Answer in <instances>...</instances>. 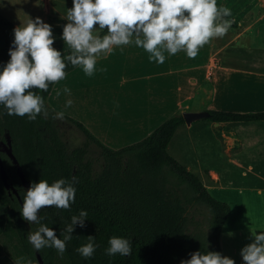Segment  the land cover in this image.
<instances>
[{
  "label": "trees",
  "instance_id": "obj_1",
  "mask_svg": "<svg viewBox=\"0 0 264 264\" xmlns=\"http://www.w3.org/2000/svg\"><path fill=\"white\" fill-rule=\"evenodd\" d=\"M14 27L0 14V63L9 59ZM78 67L69 66L67 74ZM54 85L42 93L48 106L47 117L39 115L35 121H29L26 116L9 115L0 106V140L10 134L14 155L29 186L40 179L51 183L61 177L75 184V203L69 209L54 205L42 208V223L62 238L71 216L85 209V227H75L63 255L55 248L34 249L27 239L28 232L37 230L39 225L30 224L21 216L19 200L9 195L0 176V264H13L19 256L31 264H40L38 254L44 264H179L196 250L224 254L220 237L230 206L216 199L203 180L169 151L178 128L185 125L181 113L142 141L114 150L83 123L66 115L54 118L57 111L48 102ZM208 112L210 116L205 121H264V111ZM62 120L76 126L86 137L85 143L69 144L62 132ZM2 158L8 181L23 201L26 190L17 168L5 154ZM89 235L95 236L99 246L94 256L85 260L75 249L86 243ZM113 235L131 240V255H106L104 249Z\"/></svg>",
  "mask_w": 264,
  "mask_h": 264
},
{
  "label": "crops",
  "instance_id": "obj_2",
  "mask_svg": "<svg viewBox=\"0 0 264 264\" xmlns=\"http://www.w3.org/2000/svg\"><path fill=\"white\" fill-rule=\"evenodd\" d=\"M6 2L0 0V14L15 26L43 18L53 25L54 46L67 54L59 37L72 0H40L36 8L24 10L25 16ZM220 4L232 10L227 19L233 24L224 36L211 38L195 58L184 51L165 53V62L157 64L135 45L121 46L123 50L114 46L97 59V69L106 71L97 70L90 77L78 67L57 81L48 98L50 106L83 123L114 150L140 142L178 113L264 111V0H217ZM65 86L71 89L70 96L63 92ZM67 99L72 104L65 108ZM177 134L178 155L187 156L183 161L200 163L210 193L224 191L225 183L236 184L233 179H264V121L199 120L180 126ZM242 202L250 211L244 217L247 225L253 211L264 208L263 200L257 198L255 205ZM249 237V228L225 230L224 226L220 237L224 255L242 264L240 249Z\"/></svg>",
  "mask_w": 264,
  "mask_h": 264
},
{
  "label": "clouds",
  "instance_id": "obj_3",
  "mask_svg": "<svg viewBox=\"0 0 264 264\" xmlns=\"http://www.w3.org/2000/svg\"><path fill=\"white\" fill-rule=\"evenodd\" d=\"M232 10L217 0H72L66 8V21L60 39L69 50L56 48L53 25L41 17L29 18L26 24L13 28V39L8 48L9 59L0 63V106L9 115L27 117L35 121L39 115L47 117L48 106L43 92L50 85L67 76L69 66L83 69L87 76L97 70V59L115 47L135 45L147 52L148 60L163 64L169 56L184 51L195 58L213 37L224 36L233 24ZM121 50L123 48L121 47ZM65 94L71 89L65 86ZM60 92H57V96ZM71 99L65 101L70 107ZM64 112L54 118L62 119ZM76 177L73 176V181ZM21 216L30 224H38L28 232V241L34 249L55 248L61 255L73 239L75 227H85L88 211L80 209L72 215L62 238L47 224L40 210L46 206L69 209L75 203L77 188L72 181L61 177L49 183L47 179L31 182L24 192ZM264 195V189L257 190ZM250 242L240 249L242 264H264V225L250 226ZM229 236L234 233L229 232ZM86 243L75 251L85 260L91 259L99 246L95 236L86 237ZM104 249L109 257L132 253L131 240L113 235ZM208 249V247H207ZM13 264H31L19 256ZM179 264H236L234 258L220 251H192Z\"/></svg>",
  "mask_w": 264,
  "mask_h": 264
},
{
  "label": "rangeland",
  "instance_id": "obj_4",
  "mask_svg": "<svg viewBox=\"0 0 264 264\" xmlns=\"http://www.w3.org/2000/svg\"><path fill=\"white\" fill-rule=\"evenodd\" d=\"M7 2H9L8 4H10V6H17L18 7L17 11L20 13L23 11L22 13L24 14V16L26 15V12L24 11L26 10V8H28L29 6H34L36 8V6L40 4V0H7ZM261 10L262 8H260V12ZM9 11H11L10 12L11 14L16 12V10L14 11L13 9H9ZM4 17L6 16L4 15ZM6 18L11 20L9 17ZM154 131H152V133ZM62 132L64 134L65 140L68 141V143L73 146L76 145L79 146L85 143L86 137L84 136V134L76 126H74L72 123L66 120H62ZM152 133H150L148 136H150ZM178 142H179V136L177 134L175 135L174 139L170 144L169 147L170 154L173 157H175L178 161L183 163L185 166H187L192 172L197 174L202 180H204V182H208L207 177L201 174L200 163H195L192 161H183V158L185 159L187 158V156L183 157L178 155V149H179ZM92 146L94 147V145ZM233 182H236V184L225 183L227 188L224 191H220V192L211 191L212 192L211 194L216 199L225 202L230 206V214L224 225L225 230L239 229L242 227L250 228V226L264 225V208L260 209L259 211L257 210L253 211L255 213L253 215L254 217L253 218L250 217V219H248L250 223L246 225V223H244L245 222L244 217H246L245 213L250 211L248 208L244 209V206L242 204L243 203L242 201H245L248 202L249 205H255L256 199L259 198L263 200V205H264V195L257 194L258 189H264V179H252V180L233 179Z\"/></svg>",
  "mask_w": 264,
  "mask_h": 264
},
{
  "label": "water",
  "instance_id": "obj_5",
  "mask_svg": "<svg viewBox=\"0 0 264 264\" xmlns=\"http://www.w3.org/2000/svg\"><path fill=\"white\" fill-rule=\"evenodd\" d=\"M182 115H183V117L185 119V123L187 125H191L195 121L203 120V119H206L210 116L208 111L184 112ZM2 153H5V155L15 165V167L17 168V172L20 176V179L22 181V186L25 190H27L29 187V183L26 180V177H25V175L21 169V166L19 164V161L17 160L16 156L14 155L13 147H12V139H11V136L9 133L6 134L5 139L0 144V176H1V180H2L6 190L9 192V195L12 196L14 194L22 206L23 201L19 195L18 190H16V188L12 184H10L8 181V174H7L4 162H3ZM38 259H39L40 264H44V262H43V260L39 254H38Z\"/></svg>",
  "mask_w": 264,
  "mask_h": 264
},
{
  "label": "flooded vegetation",
  "instance_id": "obj_6",
  "mask_svg": "<svg viewBox=\"0 0 264 264\" xmlns=\"http://www.w3.org/2000/svg\"><path fill=\"white\" fill-rule=\"evenodd\" d=\"M2 141H3V140H0V144H1ZM2 154H5V153H2ZM13 195H14V194H13ZM13 195H12V196H13Z\"/></svg>",
  "mask_w": 264,
  "mask_h": 264
}]
</instances>
